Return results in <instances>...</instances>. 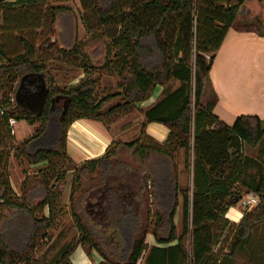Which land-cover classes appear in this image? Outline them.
<instances>
[{
  "label": "trees",
  "instance_id": "obj_1",
  "mask_svg": "<svg viewBox=\"0 0 264 264\" xmlns=\"http://www.w3.org/2000/svg\"><path fill=\"white\" fill-rule=\"evenodd\" d=\"M67 1L71 0H0V88L11 84L9 96L0 101L5 109L0 112V264H71L69 257L78 246L88 256L97 252L103 259L100 264H138L143 257L144 264H216L213 248L229 224L224 214L238 203L236 197L242 198L233 189L243 147L262 142L264 121L245 115L228 126L212 114L216 96L207 104L202 99L216 53L247 0H80L114 48L109 63L118 72L122 91L102 99L97 97V82L89 77L86 56L79 61L84 73L76 85H49L53 50L74 61L81 56L80 44L65 34L58 36V43L46 38L39 47L35 44L39 30L48 28L54 34L58 22L61 25L68 9L55 4ZM88 31L93 33L92 25ZM40 73L47 76L50 91L44 112L35 117L16 110L12 99L23 76H34L25 83L33 91ZM172 79L181 86L146 111L137 139L113 141L104 155L77 167L70 205L80 238L50 261L32 258L37 239L57 217L62 191L55 192L51 183H64L57 170L70 160V126L91 119L108 127L107 118L150 99L158 85ZM56 97L67 98V105L53 103ZM10 118L40 124L18 150L28 164L48 166L33 186L24 181L21 196L3 176L8 156L4 148L12 139ZM152 122L169 129L164 143L145 134L146 123ZM179 151H185L186 167L192 166L194 189L191 200L189 190H184L188 207L177 238ZM252 191L261 204L244 215L233 240L245 239L264 220V183ZM149 234L160 246L148 248Z\"/></svg>",
  "mask_w": 264,
  "mask_h": 264
},
{
  "label": "crops",
  "instance_id": "obj_2",
  "mask_svg": "<svg viewBox=\"0 0 264 264\" xmlns=\"http://www.w3.org/2000/svg\"><path fill=\"white\" fill-rule=\"evenodd\" d=\"M263 4L264 0L245 2L217 51L209 73V85L205 89L202 103L207 104L215 95L212 114L228 126L234 125L238 117L245 115L258 116L264 121V9H261ZM113 75L116 76L117 81H114ZM99 78L100 81L97 82L100 91L99 99L122 91L119 75H100ZM180 86L181 82L176 79H172L165 85H158L150 99L137 103L132 115H126L125 119H120L124 122L115 123L110 129L103 122L96 120L75 121L67 135V154L72 163L80 165L86 160L104 155L113 141L128 142L137 139L142 132V125L139 126L138 122L145 124L146 111ZM132 122L134 125L127 129ZM15 126L14 135L17 134ZM33 129L34 127H31L29 135L33 134ZM169 133V129L163 124L146 123L145 134L159 143H164ZM244 149L245 146L242 150L243 160L237 168L235 178H238L236 183H240L248 190L245 195L249 196L250 200L247 202L250 205L243 206L241 209L238 206L239 201L225 212L224 219L229 222L228 230L226 229L219 243L213 248L214 253L218 254L216 264H264V220L257 223L245 239L233 240L244 215L261 204L260 196L252 189L256 188L260 182L264 183V139L255 147V155L244 153ZM245 151L247 152V148ZM177 157H179L177 164L180 191L175 224L176 227L181 224L183 232L184 214L188 207L184 190H189L188 196L191 200L194 176L191 169L189 170L190 167L187 168L185 165V151H179ZM34 167L42 170L47 167V164H30V168ZM10 182L15 193L20 196L13 185L12 176H10ZM252 199L257 202L252 203ZM49 213L50 210L46 207L45 216L48 217ZM182 232L177 238L182 235ZM146 243L149 249L160 246L151 234L147 236ZM177 243L178 240L170 245ZM69 261L71 264H100L103 259L97 252L88 256L84 249L78 246L69 257Z\"/></svg>",
  "mask_w": 264,
  "mask_h": 264
},
{
  "label": "rangeland",
  "instance_id": "obj_3",
  "mask_svg": "<svg viewBox=\"0 0 264 264\" xmlns=\"http://www.w3.org/2000/svg\"><path fill=\"white\" fill-rule=\"evenodd\" d=\"M55 5L64 6L68 10L63 13L64 15L62 14V17L60 18L61 25L58 26V22V27H55L54 34H51L48 28L43 29V31H38L37 39L35 42L36 46L39 47L40 44H42V42L46 40V38H50L52 42L56 41L58 43L59 40H61L60 38H58V36L65 34L68 36L67 38L70 37V40L76 42L77 44H80L79 52L81 53V56H78L79 58L74 61L70 58L66 59L65 57H61L58 52L53 50L55 55H53V58L48 61V71L50 73L49 85H54L60 88H68L69 86L76 85L81 80V77H83L84 71L81 68V64H79V61L84 59L85 56L88 60V64L91 66V69L89 71V77L95 80L96 82L99 83L100 75L102 76L116 74L118 76V72L113 69L115 68L114 64L111 65L109 63L110 60L114 59V53H110V51H114V48H112L110 45L111 40L107 36L100 34L102 32V30L100 29V24L96 23V20L89 13L87 15L80 0L61 2ZM261 9H264V4L263 6H261ZM88 25L89 27L90 25L93 26V33L88 31ZM208 57L209 55H207V58ZM113 78L114 81H117L115 75H113ZM10 85L11 84L6 87L0 88V101L9 96L7 90H9L8 87ZM97 91V97L99 98L100 91L98 84ZM56 102H60V105L65 107L67 105L68 99L64 97H56L53 99V103ZM134 109L135 107H131L129 110L126 111H118L112 117L107 118L106 121L107 123H109V129L115 123L124 122L120 119H125L126 115H132L135 112ZM133 125V122L130 123L128 125L130 127H128L127 129L131 128ZM138 125L140 126L142 125V123L138 122ZM31 127H34V131L32 132L33 134H35L40 129V124L31 125L28 121L25 120L18 122L15 126V131L17 134L14 135L13 132L11 133L12 139L7 142L6 145L8 146L4 148V152L8 156L6 166L3 169V176L9 178V180L10 176H12L13 185L19 191L20 196L22 195L21 189L26 179L28 180V186L31 187L42 176L40 168H30V164H28V161L21 156L20 151L18 150L21 144L33 135H29V132H31ZM244 146V153L255 155V147H250L248 145ZM246 148L247 152L245 151ZM178 158L179 157H177V160ZM192 161L193 157H191L190 163H192ZM78 166L79 165L73 164L71 160L67 161L63 169L57 170L58 177H65L64 183H57V181L55 180L51 183L55 188H57L55 192H59V190H61L63 193L58 203V213L53 227L45 231L37 239V248L32 253V258H35L38 261H50L57 255L63 254V252H65L70 245L75 243L80 238L79 231L72 217L70 205L71 182L73 181L77 173ZM190 169L193 172L192 166H190L189 170ZM233 190L242 194L243 198L240 200L238 206L243 209L244 203L250 200L249 196L245 195L248 190H246V188L240 183H235V188ZM176 231L177 236L182 232L181 224L176 227ZM185 244L189 246V237L185 238ZM143 259L144 257L139 261L138 264H144Z\"/></svg>",
  "mask_w": 264,
  "mask_h": 264
},
{
  "label": "water",
  "instance_id": "obj_4",
  "mask_svg": "<svg viewBox=\"0 0 264 264\" xmlns=\"http://www.w3.org/2000/svg\"><path fill=\"white\" fill-rule=\"evenodd\" d=\"M34 77L32 74L25 75L19 81V85L14 94L15 109H23L29 114L39 117L45 110L48 96L49 86L47 82V76L44 73L38 74L37 85L35 90L28 91L26 89V81L31 83V78ZM241 197H236V202H239Z\"/></svg>",
  "mask_w": 264,
  "mask_h": 264
},
{
  "label": "built area",
  "instance_id": "obj_5",
  "mask_svg": "<svg viewBox=\"0 0 264 264\" xmlns=\"http://www.w3.org/2000/svg\"><path fill=\"white\" fill-rule=\"evenodd\" d=\"M209 58V57H208ZM12 101H14V99H12ZM0 112H1V114H4V112H5V109L4 108H0ZM16 123H17V121H16V119L15 118H10L9 120H8V124H9V126H10V128L12 129V132H13V134H14V130H13V128H14V126L16 125ZM191 157H193V154L191 155ZM191 160V159H190ZM252 203H255V202H257L255 199H252V201H251ZM250 204H249V202H246V203H244V206L246 207V206H249Z\"/></svg>",
  "mask_w": 264,
  "mask_h": 264
}]
</instances>
